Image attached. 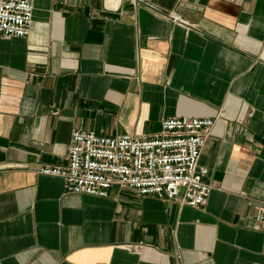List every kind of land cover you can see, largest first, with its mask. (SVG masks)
Segmentation results:
<instances>
[{
    "label": "crops",
    "instance_id": "0c3cea01",
    "mask_svg": "<svg viewBox=\"0 0 264 264\" xmlns=\"http://www.w3.org/2000/svg\"><path fill=\"white\" fill-rule=\"evenodd\" d=\"M175 117L215 120L204 207L40 174L68 165L74 132ZM260 208L264 0H35L30 34L1 41L0 264H264Z\"/></svg>",
    "mask_w": 264,
    "mask_h": 264
},
{
    "label": "built area",
    "instance_id": "2783aa9c",
    "mask_svg": "<svg viewBox=\"0 0 264 264\" xmlns=\"http://www.w3.org/2000/svg\"><path fill=\"white\" fill-rule=\"evenodd\" d=\"M34 10L35 0H0V48L5 38L30 34ZM214 125L211 118L175 117L162 120L152 136L74 132L68 165L44 167L40 174L61 178L66 195L108 198L118 187L166 203L204 207L212 188L205 181L209 171L200 165V158ZM258 219L264 222V208L259 209Z\"/></svg>",
    "mask_w": 264,
    "mask_h": 264
}]
</instances>
